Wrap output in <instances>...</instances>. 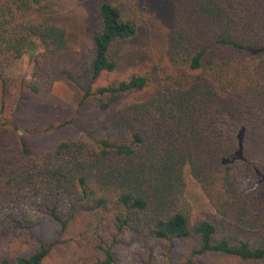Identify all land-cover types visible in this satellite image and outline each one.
<instances>
[{
	"label": "trees",
	"instance_id": "1",
	"mask_svg": "<svg viewBox=\"0 0 264 264\" xmlns=\"http://www.w3.org/2000/svg\"><path fill=\"white\" fill-rule=\"evenodd\" d=\"M170 2L168 71L100 84L139 32L123 3L99 2L91 57H79L68 27L44 18L45 0H0V246L27 243L1 254L0 264H56L55 249L79 226L85 253L75 264H116L114 248L125 235L160 241L168 252L194 237L179 264L208 255L264 264V0ZM27 53H34L35 80L21 81L13 94L7 72ZM64 53L72 57L58 63ZM56 80L100 110L129 101L103 135L78 133L34 151L29 135L74 121L40 129L20 117L24 91L41 93ZM185 170L212 209L197 220ZM45 222L57 227L51 239L35 231Z\"/></svg>",
	"mask_w": 264,
	"mask_h": 264
},
{
	"label": "rangeland",
	"instance_id": "2",
	"mask_svg": "<svg viewBox=\"0 0 264 264\" xmlns=\"http://www.w3.org/2000/svg\"><path fill=\"white\" fill-rule=\"evenodd\" d=\"M49 11L44 18L65 24L72 37L71 50L83 57L92 54V42L89 31L96 24L97 8L101 0H45ZM123 3L130 19L139 27L138 35L122 44L117 52L119 68L114 74L103 76L97 83H108L114 78H121L130 73L142 72L151 78H157L168 71L169 63L165 57L167 36L173 20V6L170 0H117ZM35 53V52H34ZM27 53L16 61L8 70L12 81V93L17 92L23 80L34 79L33 54ZM64 53L58 63H64L71 54ZM24 101L20 107V117L24 123L32 127L44 129L50 123L57 125L64 120H74L61 130L51 131L37 136L29 135V145L34 151L51 148L56 142L74 137L78 133L103 135L110 126L115 111L129 99H114L105 109L100 110L93 99L82 102V93L64 80H56L49 84L41 93L24 91ZM13 140L7 139V144ZM187 180V197L193 208L194 220L205 217L212 211L201 187L188 170H185ZM94 229V225H89ZM88 226V227H89ZM84 227V226H83ZM56 225L45 222L37 228L43 237L51 239ZM82 226L77 227L66 237L65 246L56 248L53 261L56 264H75L85 253V239L77 240ZM85 228V227H84ZM34 231V232H35ZM106 237V233H103ZM80 242V244L78 243ZM196 243L194 237L180 240L168 252L164 244L157 240L133 242L126 235L114 248L116 264H179L185 253ZM27 247L25 240L11 241L0 246V255L14 253ZM87 257V256H84ZM199 264H228L227 259L208 255L199 260Z\"/></svg>",
	"mask_w": 264,
	"mask_h": 264
}]
</instances>
